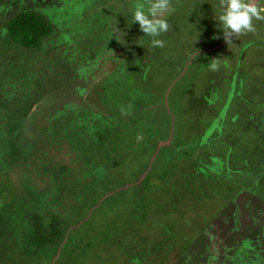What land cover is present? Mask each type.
<instances>
[{
	"label": "rangeland",
	"instance_id": "1",
	"mask_svg": "<svg viewBox=\"0 0 264 264\" xmlns=\"http://www.w3.org/2000/svg\"><path fill=\"white\" fill-rule=\"evenodd\" d=\"M133 2L0 0V264H264V20L227 42L219 0H171L155 48L131 23ZM29 5L53 23L41 48L6 37ZM64 109L78 113V151L57 128ZM26 128L71 166L58 176L81 203L61 242L35 255L27 213L67 208L45 204L55 180L36 178L38 163L12 161Z\"/></svg>",
	"mask_w": 264,
	"mask_h": 264
},
{
	"label": "trees",
	"instance_id": "2",
	"mask_svg": "<svg viewBox=\"0 0 264 264\" xmlns=\"http://www.w3.org/2000/svg\"><path fill=\"white\" fill-rule=\"evenodd\" d=\"M24 6L19 8L9 19L6 20V28H5L7 35L6 37L10 42H15L24 47L41 48L44 38L48 36L53 30V23L49 20V16L47 15V13H41L40 9L37 8L36 5H29L28 8ZM94 62L95 61H91L89 63L94 65ZM82 66H83L82 69L84 71L87 64L85 63ZM80 74L82 75V73ZM36 110L26 108L25 113L28 115L29 118V115L32 116L35 115ZM67 110L64 109L61 113L54 115V117L59 118L61 120L63 118H67V120H69L70 125L69 122L67 123L59 122L60 124H58L57 128H60L59 131L62 132L63 135L66 137L68 136V133L74 132V136L72 135L71 139L69 138V141L71 145L75 148L74 151H78L79 147L74 145L72 138L75 137V134H78L79 132L78 130L80 129L79 128L77 130V128L80 125L79 116L78 113L76 115L75 114L72 115V112L68 114ZM74 122H76L77 125L74 124ZM22 124L23 123H21V125ZM23 127H25V125ZM18 133L19 131H17V135ZM32 134L33 132L31 133L30 130H28L27 128L21 134L22 136L21 138L17 137V135L15 134L16 138H15V142L13 143L14 146L12 148L17 149L19 147L18 152L22 156H19L18 158H14L12 161L14 163H16V161L19 162L21 159H23L24 156H26L30 158L31 162L35 161V163H38L40 167H38L39 169L35 170V174L37 175L36 178L39 179L38 176H42L45 173H48V175H50L55 180L52 184H50V188H49L50 190H52L50 192V195L54 198L53 203L50 204V202H46L45 204H47L48 207L51 206L52 209L53 206L57 204L61 206L62 203H64L63 206L67 208V210H63L64 213L58 212L57 210L53 209L48 214V211L44 213L43 210L39 209V207L38 209L34 210L32 213H27V216L30 219V221L28 220L29 226L28 228L26 227V229H28V235L30 238L29 245L32 247L31 255H35L39 250L42 249L41 246L43 244L56 245L59 242H61L70 224L69 213L77 211L78 206L81 203L79 204L78 201L76 203H74V201L70 202L68 199H66V197H72L74 191L77 189V186L75 184L76 181L72 183L70 180H62L58 176V175H66V174L69 175L70 173L73 174L74 172L71 166L63 165L60 160L56 161V163H53L48 158V156L50 155L49 152L42 151V149H38L36 147L37 145L34 146L33 141L30 140V136H32ZM20 139L23 140L19 142ZM33 153H35L34 154L36 155L35 157H38L39 154V157L32 158L31 154ZM7 159L9 160L8 155L2 158V160L4 161H7ZM49 162H52L53 165L52 164L49 165ZM35 166H37V164H35L34 167ZM6 169L8 170V168ZM22 169L25 171V167H22ZM54 169L56 170V172L55 171L53 172ZM8 181H10V178H8ZM60 183L61 186H59ZM40 193H42V195H45L46 191L40 188ZM81 195L84 196V193Z\"/></svg>",
	"mask_w": 264,
	"mask_h": 264
},
{
	"label": "clouds",
	"instance_id": "3",
	"mask_svg": "<svg viewBox=\"0 0 264 264\" xmlns=\"http://www.w3.org/2000/svg\"><path fill=\"white\" fill-rule=\"evenodd\" d=\"M173 11L171 0H134L129 9L131 23L138 24L143 35L149 38V45L155 48L164 46L158 37L169 29L168 16ZM215 19L224 40L229 42L230 37L255 31L253 21L264 20V4L257 0H219ZM217 67L214 60L208 62L210 71Z\"/></svg>",
	"mask_w": 264,
	"mask_h": 264
},
{
	"label": "flooded vegetation",
	"instance_id": "4",
	"mask_svg": "<svg viewBox=\"0 0 264 264\" xmlns=\"http://www.w3.org/2000/svg\"><path fill=\"white\" fill-rule=\"evenodd\" d=\"M36 2H37V0H36ZM36 4H37V3H36ZM36 6H38V5H36ZM37 8H38V7H37ZM44 13H47V12H44ZM81 76L86 77V78L88 77L87 74H85V73L82 74ZM86 78H85V79H86ZM153 148H155V146H154Z\"/></svg>",
	"mask_w": 264,
	"mask_h": 264
}]
</instances>
